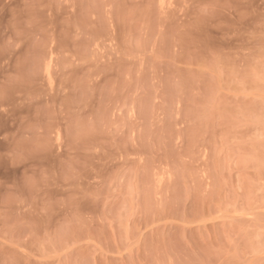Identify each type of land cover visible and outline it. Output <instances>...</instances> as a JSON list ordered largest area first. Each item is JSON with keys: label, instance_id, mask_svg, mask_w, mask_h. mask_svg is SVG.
I'll use <instances>...</instances> for the list:
<instances>
[{"label": "rangeland", "instance_id": "374dc122", "mask_svg": "<svg viewBox=\"0 0 264 264\" xmlns=\"http://www.w3.org/2000/svg\"><path fill=\"white\" fill-rule=\"evenodd\" d=\"M0 264H264V0H0Z\"/></svg>", "mask_w": 264, "mask_h": 264}]
</instances>
